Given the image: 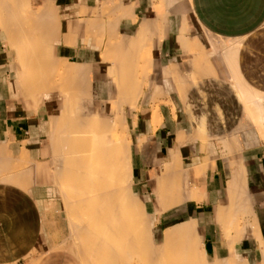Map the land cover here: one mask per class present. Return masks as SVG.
Instances as JSON below:
<instances>
[{
    "label": "crops",
    "instance_id": "1",
    "mask_svg": "<svg viewBox=\"0 0 264 264\" xmlns=\"http://www.w3.org/2000/svg\"><path fill=\"white\" fill-rule=\"evenodd\" d=\"M128 45L142 70L132 83L120 72ZM67 65L81 68L70 76ZM52 71L75 87L44 89ZM78 92L85 104L101 96L102 115L125 117L131 194L156 248L164 230L189 225V239L173 240L182 263L264 264V0H0V264H82L76 225L93 218L77 206L94 193L60 176L70 155L57 153L61 98ZM130 93L135 102L125 103ZM166 169L182 179L183 199L171 206L154 192Z\"/></svg>",
    "mask_w": 264,
    "mask_h": 264
},
{
    "label": "bare ground",
    "instance_id": "2",
    "mask_svg": "<svg viewBox=\"0 0 264 264\" xmlns=\"http://www.w3.org/2000/svg\"><path fill=\"white\" fill-rule=\"evenodd\" d=\"M123 8H125V6H123ZM105 9H104V11H105ZM106 12H108V11L106 10ZM152 20H154V19H152ZM32 22H33V20H32ZM110 24L112 25V23H110ZM158 24H160V23H158ZM111 25H110V27H111ZM155 25H157V24H155ZM157 29L158 28H156V31H157ZM158 30H160V29H158ZM183 30H185V29L183 28ZM41 32H42V30H41ZM158 33H159V31H158ZM53 34H55V33H53ZM41 35H43V34L41 33ZM139 35H140V37L141 36H143V37L139 38ZM139 35H138L137 39H142L145 37L144 33H142V35H141V31L139 32ZM160 38H161V36H160ZM132 39H130V40L134 44L137 45V43L139 41L137 40L138 42L136 43V41L135 40L133 41ZM128 43H129V41H128ZM124 44L126 47L127 44L126 43H124ZM109 47H111V46H109ZM130 47H132V45L131 46L128 45V49H130ZM116 51L117 50L115 49V52ZM134 51H135V48L132 50L130 49V50L125 51V53L123 55L125 57V62H126L125 69H124V67H123V69H120V72H122L121 74L125 73L127 77H131V78H129V80L131 79L130 83H132V80H133L132 76L135 72H136V77L138 75H142V74L137 75V70H139L140 68L138 69V67H139L138 66V67H136V69H137L136 70L135 66H134L135 63L133 64L135 53H136ZM40 58L41 57L38 58V62H39ZM36 59H37V57H36ZM113 59H115V60H113V61L111 60V61L113 62V64H115L118 61V59L114 58V55H113ZM65 64H67V63H65ZM53 65H54V63H53ZM139 65H140V67L143 68V66H141V64H139ZM67 66H69L67 71H69V73H70V71L72 72L73 69H76V71H78L77 69L79 68V71H80L81 67L86 68L84 66H87V65H82V66L80 65L81 67L76 65V67H74L73 69H72L73 65H67ZM115 66H116V64H115ZM61 67L62 68L59 71L61 72L63 70L62 74L64 75V73H67V72L63 68L64 67L63 63L61 65ZM28 68H30L29 65H28ZM49 68H51V67H49ZM111 68L113 69L112 65L110 67V72L112 73V71L114 69L111 70ZM52 69L53 70L55 69V71H56V73H54V75L59 73L58 66L54 65V67ZM52 69H50V71ZM59 69H60V66H59ZM116 70H117V68H116ZM140 70H139V73H141ZM74 72L75 71H73V73ZM116 72H119V70ZM50 73L52 74L53 71L49 72L48 74L46 73L47 75H45L44 77H41L43 79L40 78V81L43 84L44 89L45 88L47 90L48 89H50V90L58 89V91H59V89H66L68 87L70 89L71 88L73 89V87H75L74 85H70L69 83H66L67 81H69L68 79L70 77H65V78H68L67 80H65L64 77H62L65 81L62 79L61 83L60 82L57 83L54 81V79L52 78ZM83 73L81 72L79 74V77ZM144 73H145V71H144ZM32 74L30 76H32V77L36 76V74L34 76ZM77 74H78V72H77ZM112 75H114V73ZM64 76H66V75H64ZM70 76H71V73H70ZM74 77H75V75H74ZM145 78H146V76H145ZM60 79H61V77H60ZM31 81L34 82V80H31ZM126 81H128V80H126ZM82 82H84V80ZM116 82H117L116 83V86H117L119 83L117 77H116ZM134 84H135V82H134ZM77 85H78L79 90H81L82 94H84L85 93V91H84L85 86L79 85V84H77ZM34 86L36 87L37 85L34 84ZM120 86H121V84L119 85V87ZM123 86H125V85L123 84ZM139 87H141V86H139ZM70 89H68L69 92L71 91ZM159 89H161L160 86L157 87V89H156V96H158L162 93V92L157 93L159 91ZM74 90H75V88H74ZM128 91H126V92H128ZM184 91H185V88L183 87V88H181V91H179V93L183 94ZM60 92H61V90H60ZM60 92H58V93L60 94ZM81 92H78V93L81 94ZM62 93H63V95H65L66 92H62ZM71 93H73V92H71ZM128 93H126L125 96H127ZM135 93H136V91H135ZM66 94L68 97L69 93L67 92ZM75 94H77V92ZM130 94H132V93H130ZM154 94H155V92H154ZM83 96L84 95H82V97L80 96L81 98H78L76 101H75V99L72 101L71 97L69 98V101L66 99H65L66 101L64 100L63 106L65 107V109L63 110L62 117H61V121H62L61 129L58 127L61 131V133H59V134H61V136L59 138L60 148H59V150L57 149V151H58L57 153L61 152L63 155L68 154L71 157V158L69 157V159L66 157L67 158L66 161L69 160L68 162H70V163H67L68 166L66 168L62 167L65 170L61 169V170H63V172L61 175H60V173H58V175H60V176L65 175V178L63 177L64 179H66L67 175H69V176L71 175L70 178L67 176L68 179L70 180L69 182H71L72 177L75 176L73 178L74 184H76L78 186H81V185L82 186H88L89 189L92 190L94 193L93 195H91V198L94 200V203H88L86 205H80V206L76 205L78 210L82 208L84 210V212H86L85 214H87L93 218V221H91V222L90 221H82L81 223H78L76 225L77 230L82 231V233L83 232L89 233V235L82 237L81 240L78 239L81 242L79 245H77L80 249V253H81V256H82L85 264H104L103 261L100 259V256H102L104 250H106V252H107V258H106L107 264H158V262H159V264H169V262H167L168 259H166V257H168V258L171 257L170 259L173 260V264H185V263H182L183 262L182 253L174 254V252H172L176 248V244L174 243L173 240H175V238L180 240V241H185L186 239H189L190 236L192 235L191 233H193V231L190 229L189 225H181L178 227H169L166 230H164V236H165L166 241L163 245V251L161 252V250H160L161 248L160 247L156 248L154 246L153 241H152L151 236H152V232L154 230H153V227L150 223L149 217L147 216L145 208H142L140 206L139 207L135 206V202L133 201L134 197H132L131 190L127 186L128 182H130L132 180V178H131L132 176H131V164L129 161L130 147H131V143L129 142L130 139H129V135H128L129 131H128L127 126H126V128H124L125 126H123V123L124 122L126 123V121H124L125 117H124V119L122 118V114L120 113V110L117 111L115 116H113V117L107 116V115H102L99 111V106L96 104H94V105L89 104V103L85 104V102H83V98H84ZM129 96H131V99L133 101L131 102L129 99L125 103H128V102L134 103L135 102V100H134L135 95L132 94ZM87 100H91V98L90 99L88 98ZM122 103H124V102H122ZM80 108H83V109L81 110ZM73 110H75V112ZM70 111H73V112H70ZM160 117H161V115H160ZM57 132H58V130H57ZM57 132L56 131H55V133L52 132L53 136L55 134V139H54V137H51V139H53L51 141V144L53 143V141H54V143L56 141L55 145L57 146V147L56 146L54 147V145H52L53 151L56 150L55 148L59 147V145L57 144V142H59L58 137L56 135ZM73 135H75V136H73ZM177 135H179V134H177ZM71 154L73 157L71 156ZM55 155H57V154L55 153ZM175 157H178V156H175ZM64 158L65 157H63V159ZM84 160H86V161H84ZM173 162H174V160L172 161V164H174ZM175 163H177V162H175ZM179 163H180V161H179ZM179 163H178V165H180ZM179 168H180V166H179ZM179 168H178V170H179ZM72 170H73V172H72ZM74 171H77L78 173L77 172L75 173ZM167 172H168V170L166 169L165 172L162 174L166 175ZM173 172L174 171L172 169L169 170L168 176L161 177L160 179H158L156 185L154 186L155 195L157 198L161 199V204H162V200L165 198H169L171 200V202L173 201L170 204V206L173 204H176L178 202L179 203L181 202V198H182L181 194H183V193L180 194L181 187H182V186L180 187V185H181L180 182L182 181L181 176H180L181 172L179 171V174H176ZM76 174H77V176H76ZM64 179L60 178L58 180V178H57V181L61 182V180L63 181ZM167 201H165V202H167ZM166 204L168 205V203H166ZM74 208H75V205H74ZM77 211L75 210V213H77ZM238 222H239V220H238ZM238 227H239V225H238ZM98 240H103L104 241L102 243L103 245H99L96 247L93 246V245H95V242ZM179 245H180V243H179ZM191 250L193 251V253H197L196 249H191ZM161 256L164 259L163 261H161Z\"/></svg>",
    "mask_w": 264,
    "mask_h": 264
},
{
    "label": "rangeland",
    "instance_id": "3",
    "mask_svg": "<svg viewBox=\"0 0 264 264\" xmlns=\"http://www.w3.org/2000/svg\"><path fill=\"white\" fill-rule=\"evenodd\" d=\"M112 90H114V87L112 86V82H111V84H110V91H112ZM66 97H62L61 99H62V104L64 105V99H65ZM73 100L75 99L74 97H71ZM102 99V97L101 96H95V101H94V103L97 105H102V102L100 101ZM81 110L83 109V108H80ZM127 186H128V188L131 190V186H132V180L130 181V182H128V184H127ZM63 190L64 191H68L69 190V188H68V186H66V185H63ZM142 203H139V202H137V203H135V206H140ZM79 236H78V238H76L75 240H74V243H75V248H74V250H73V252L79 257V259L81 260V262H82V264H84V261H83V259L81 258V255L79 254V248L77 247V245H79L80 244V242L81 241H79V240H81V238L83 237V236H85V234H83V233H79L78 234ZM79 239V240H78ZM78 243V244H77ZM197 245H198V247H199V249H200V243H199V240L197 241Z\"/></svg>",
    "mask_w": 264,
    "mask_h": 264
}]
</instances>
